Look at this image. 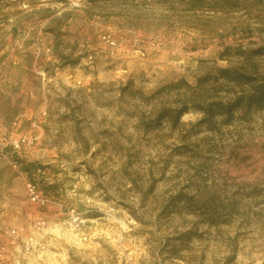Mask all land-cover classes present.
<instances>
[{"label":"rangeland","instance_id":"374dc122","mask_svg":"<svg viewBox=\"0 0 264 264\" xmlns=\"http://www.w3.org/2000/svg\"><path fill=\"white\" fill-rule=\"evenodd\" d=\"M0 264H264V0H0Z\"/></svg>","mask_w":264,"mask_h":264},{"label":"built area","instance_id":"2783aa9c","mask_svg":"<svg viewBox=\"0 0 264 264\" xmlns=\"http://www.w3.org/2000/svg\"><path fill=\"white\" fill-rule=\"evenodd\" d=\"M28 188H29V198H30V201L32 203H37V204H42L43 205L45 203V200L39 197V195L36 193L35 187L32 186V185H29ZM38 225H44V223L43 222L42 223L40 222V223H38ZM26 250H29V247L26 248Z\"/></svg>","mask_w":264,"mask_h":264},{"label":"trees","instance_id":"16d2710c","mask_svg":"<svg viewBox=\"0 0 264 264\" xmlns=\"http://www.w3.org/2000/svg\"><path fill=\"white\" fill-rule=\"evenodd\" d=\"M59 1H62V0H59ZM261 98L262 97L256 98L253 95H251L248 100H249V102H256V101L260 100ZM233 110L234 109H228L227 112H226V114H229ZM219 112H221V111H219ZM184 113H185V111H183V112L181 111V115L184 114ZM204 114L213 116L215 113H214V111L211 108H209L208 110L204 111Z\"/></svg>","mask_w":264,"mask_h":264},{"label":"crops","instance_id":"0c3cea01","mask_svg":"<svg viewBox=\"0 0 264 264\" xmlns=\"http://www.w3.org/2000/svg\"><path fill=\"white\" fill-rule=\"evenodd\" d=\"M44 248V247H43Z\"/></svg>","mask_w":264,"mask_h":264}]
</instances>
